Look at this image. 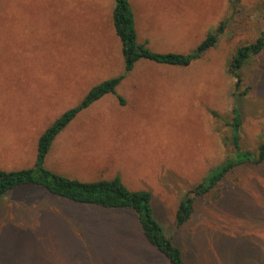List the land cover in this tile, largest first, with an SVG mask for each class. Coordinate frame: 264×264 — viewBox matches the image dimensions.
<instances>
[{
	"label": "rangeland",
	"instance_id": "1",
	"mask_svg": "<svg viewBox=\"0 0 264 264\" xmlns=\"http://www.w3.org/2000/svg\"><path fill=\"white\" fill-rule=\"evenodd\" d=\"M138 42L190 53L189 66L140 59L126 69L115 0H0V169L34 167L42 134L99 83L116 92L56 137L45 166L83 181L120 177L152 194L154 217L188 264H264V162L239 163L178 226L184 194L264 142V48L237 85L229 62L264 37V0H131ZM234 108L242 124L234 122ZM240 136V149L234 137ZM243 153V154H244ZM0 264H171L133 209L103 208L24 185L0 199Z\"/></svg>",
	"mask_w": 264,
	"mask_h": 264
},
{
	"label": "trees",
	"instance_id": "2",
	"mask_svg": "<svg viewBox=\"0 0 264 264\" xmlns=\"http://www.w3.org/2000/svg\"><path fill=\"white\" fill-rule=\"evenodd\" d=\"M116 7L113 22L117 34L123 42V51L126 60V69L131 71L140 59H149L161 64L173 66H189L203 53L214 47L224 31L223 23L217 31H209L207 37L190 53L158 52L138 42V33L135 24V15L131 0H115ZM264 48V37L257 41L242 45L229 62V71L236 78L237 85H241L243 76L241 69L253 55L259 54ZM125 78V74L109 78L94 86L76 107L67 110L51 125L39 140L38 159L34 167L20 170L0 169V199L9 191L24 185H35L45 188L53 195L64 197L75 202L97 205L103 208L133 209L138 215L144 234L148 241L165 254L171 264H188L184 251L175 242L174 238L165 232L162 224L154 217L151 206L152 194L147 190H132L120 177L101 178L93 181H83L56 173L45 166V159L56 137L65 129L77 115L92 103L108 93L116 92L117 87ZM233 125L239 129L242 124L240 111L234 108ZM240 136L234 137V144L240 149ZM259 156L243 152L244 158L229 159L223 162L214 175L205 182L186 191L176 214L178 226L187 224L196 209V201L221 185L231 170L239 163L254 159L255 162H264V142L259 146Z\"/></svg>",
	"mask_w": 264,
	"mask_h": 264
}]
</instances>
